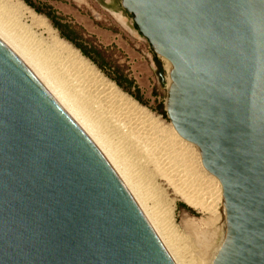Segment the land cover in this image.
I'll list each match as a JSON object with an SVG mask.
<instances>
[{"label": "water", "instance_id": "obj_1", "mask_svg": "<svg viewBox=\"0 0 264 264\" xmlns=\"http://www.w3.org/2000/svg\"><path fill=\"white\" fill-rule=\"evenodd\" d=\"M224 207L211 264H264V0H121ZM0 264H173L90 140L0 39Z\"/></svg>", "mask_w": 264, "mask_h": 264}, {"label": "rangeland", "instance_id": "obj_2", "mask_svg": "<svg viewBox=\"0 0 264 264\" xmlns=\"http://www.w3.org/2000/svg\"><path fill=\"white\" fill-rule=\"evenodd\" d=\"M18 1L45 19L46 23H43V19L34 20L28 10L23 9L21 13L14 10L7 0H0V22L22 47L38 59V63L42 64L49 76L54 77L62 88H68V91L72 92L74 98L76 97L75 101L78 102L79 99L81 103L84 99L77 94V88L72 84L73 78H70L71 74L68 75L67 70H62L66 67L63 59L52 61L50 58L49 47L56 34L88 60L106 80L147 110L160 130L167 134L172 131L173 127L167 117L164 118L159 113L161 106L164 110L169 85L167 63L153 53L146 39L137 32L131 16L121 8V0ZM105 6L111 11H106ZM62 35L68 37L71 42L62 38ZM77 47L85 51L89 58L83 56ZM55 53L62 57L58 51ZM129 81L133 83L132 86L128 85ZM91 111L89 115L94 117ZM106 134L115 149L124 155L125 160L128 159L126 163L130 165V171L135 174L136 180L152 193L153 201L149 200L150 205L156 203V210L162 215L168 211V206L173 208L172 223L169 227L172 232L169 237L178 245L177 250L182 251V254H179L182 257L180 259L183 262L185 259H191L185 263H197L201 259L206 262L218 250L223 240L222 202L216 205L214 203L211 212L189 206L166 179L152 171L146 162L144 164L141 154H136V150L131 146L121 143L108 132ZM191 148L197 153L196 156L200 157L197 148ZM203 173L207 174L204 169Z\"/></svg>", "mask_w": 264, "mask_h": 264}, {"label": "bare ground", "instance_id": "obj_3", "mask_svg": "<svg viewBox=\"0 0 264 264\" xmlns=\"http://www.w3.org/2000/svg\"><path fill=\"white\" fill-rule=\"evenodd\" d=\"M7 1L8 5L20 13L23 9L30 11L34 20L43 19L25 7L22 2ZM42 21L44 24L46 23L45 19ZM0 39L24 62L110 166L149 223L173 264L193 263V261L185 263L190 258L185 259V262L180 259L179 254L182 251L177 250L178 245L169 237L172 232L169 227L172 223L173 208L168 206V211L162 215L156 210V203L150 205L149 200L153 199L152 193L148 192L136 180L135 174L130 171V165L128 166L126 163L128 159L125 160L124 155L122 156L115 149L113 142L111 143L107 138L109 135L106 132L120 140L121 143L131 146L136 150L135 153L141 154L144 164L146 162V165L153 169L152 171L166 179L189 206L211 212L214 209V203L216 205V203L222 202L220 184L214 176L206 171L207 174L203 173L201 159L191 148L194 145L180 138L172 128V131L168 132L169 134L163 132L162 129L161 131L147 110L106 80L77 50L59 39L57 34L49 47L50 58L52 61L63 59L65 64L63 65L66 67L63 66L62 70H67L68 75L71 74L70 78H73L72 84L73 86L75 84L77 94L84 99L81 103H79V99L78 102L75 101L76 97L74 98L68 88H62L54 77L45 72L42 64L38 63V59L30 54L24 46L22 47L1 22ZM55 51L61 53L62 57L57 56ZM164 61L167 63L169 72V63L165 59ZM90 111L94 113V117L89 115ZM135 153L133 154L135 155ZM222 218L224 221V208ZM216 253L217 251L206 262L200 258V262L196 263L195 261L193 264H211Z\"/></svg>", "mask_w": 264, "mask_h": 264}, {"label": "trees", "instance_id": "obj_4", "mask_svg": "<svg viewBox=\"0 0 264 264\" xmlns=\"http://www.w3.org/2000/svg\"><path fill=\"white\" fill-rule=\"evenodd\" d=\"M26 3H27V2H26ZM28 4H29V3H28ZM29 6H31V5L29 4ZM52 22H53V21H52ZM53 24H54L55 28H56L57 30H59L58 27H57V25H55V23H53ZM62 38H64V39L70 41V40L68 39V37H66V36H64V35H62ZM70 42H71V41H70ZM77 48H78V50L81 51V53H82L83 56L89 58L85 51H83L80 47H77ZM115 82H116V81H115ZM116 84H117L118 86H120V84H119L118 82H116ZM128 85H129V86H132L133 83H132L131 81H129V82H128ZM137 92H138V91H137ZM131 96H132V95H131ZM159 113H160V115H161L162 117L166 118V114H165V111L163 110L162 106H161L160 109H159Z\"/></svg>", "mask_w": 264, "mask_h": 264}, {"label": "flooded vegetation", "instance_id": "obj_5", "mask_svg": "<svg viewBox=\"0 0 264 264\" xmlns=\"http://www.w3.org/2000/svg\"><path fill=\"white\" fill-rule=\"evenodd\" d=\"M106 9V11H111V9L109 7H104Z\"/></svg>", "mask_w": 264, "mask_h": 264}]
</instances>
